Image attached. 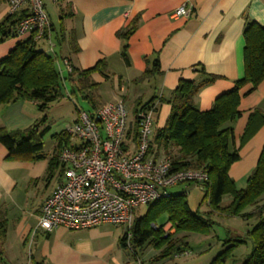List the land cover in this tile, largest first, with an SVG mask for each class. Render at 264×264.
I'll use <instances>...</instances> for the list:
<instances>
[{
  "label": "crops",
  "instance_id": "0c3cea01",
  "mask_svg": "<svg viewBox=\"0 0 264 264\" xmlns=\"http://www.w3.org/2000/svg\"><path fill=\"white\" fill-rule=\"evenodd\" d=\"M61 1L67 4L69 10L64 16L70 22L69 27H64L66 40L61 45L56 40L64 52L63 62L70 57L71 67L88 70L105 60L109 78L106 80L95 73L91 79L103 86L113 78L118 99L142 97L148 100L144 95L147 91L137 93L142 91V83L135 85L133 81L156 57L160 71L144 81L147 84L144 89L151 93L149 99L153 96L163 100L171 98L181 79L202 82L204 70L217 79L196 95L195 103L200 111L211 109L216 98L230 91L244 76L246 22L254 21L264 27V0H58ZM182 6L189 12L176 15ZM7 15V3L0 0V22ZM137 17L138 27L128 41L129 64H126L121 56L124 42L117 33ZM71 34L74 46L69 41ZM25 39L16 37L0 43V60ZM75 45L78 52L72 51ZM60 65L56 64L58 70ZM117 66L120 71H115ZM64 83L66 85V81ZM250 89L251 85L242 89L241 115L232 124L233 148L239 150L240 160L231 166L229 176L240 188L246 186L264 147V126L241 144L250 115L256 109L264 112V81L255 90ZM157 104L156 124L162 128L171 106L166 101ZM32 121L25 111L24 101L0 106V126L8 130L25 129ZM7 156V149L0 143V210L8 219L3 264H131L120 250L115 252L112 246L103 247V237L109 234L102 230L105 224L90 230L58 228L51 233L35 232L42 206L59 182L53 188L46 184V193L38 202L40 194L21 192L17 181L21 175L41 178L47 170V160L17 162L8 161ZM250 208L252 212L254 207ZM134 258L144 263L138 255Z\"/></svg>",
  "mask_w": 264,
  "mask_h": 264
},
{
  "label": "trees",
  "instance_id": "16d2710c",
  "mask_svg": "<svg viewBox=\"0 0 264 264\" xmlns=\"http://www.w3.org/2000/svg\"><path fill=\"white\" fill-rule=\"evenodd\" d=\"M28 16L27 11L14 15H7L0 22V43L7 39L18 37L21 21ZM64 16V15H63ZM60 17L63 21L65 18ZM50 18V23L51 17ZM139 18H135L128 27L118 31L117 36L124 42L121 56L129 64L127 55L128 41L138 27ZM55 31L51 23V32ZM59 44L66 40L63 24L55 35ZM244 76L235 82L234 87L218 96L213 107L207 111H200L195 103V97L200 89L214 82L217 77L205 74V79L196 83L181 79L173 91L171 98L163 100L153 96L148 100L139 97L134 101L132 115L135 138L137 137L139 121L138 114L142 111L155 108L158 112L157 102L166 101L171 106L170 115L165 125L158 129L152 138L150 153L156 159L169 161L172 170H203L208 175V180L201 184L205 191V198L209 199V209L204 213L193 212L189 206L186 194H169L168 197L148 205V212L142 217L134 219L131 227V239L128 240L127 230L123 234L120 245L124 248L141 247L153 239L155 248L159 251V259L173 256L189 255V244L184 237H177L182 232L210 235L212 227L216 224L214 218L237 217L245 221L256 219L255 227L248 232L254 238V247L242 264H264V147L257 165L247 178L246 187L238 189L235 181L230 178L231 166L240 160L239 150L233 148L235 141L232 124L240 117L241 91L251 85L255 90L264 81V27L254 21H247L244 29ZM69 41L74 46V36L71 34ZM74 52H78L75 45ZM70 57L66 61L70 62ZM56 56L40 49L34 35L19 42L6 57L0 60V106L9 105L18 101L39 102L40 109L46 110L49 104L59 100L62 93V78L56 67ZM160 71L159 59L156 57L152 64L136 78L133 83L141 84L149 80ZM98 73L108 79L107 63L99 61L93 68L80 70L73 68L65 75V81H70L83 94L85 89L94 90L100 85L91 81L93 74ZM75 87V88H77ZM74 93V92H73ZM96 107L90 96L84 97ZM40 122L34 123L25 129L8 130L0 126V143L8 151L7 160H32L45 159L42 154L44 149L43 136L45 131H40ZM264 126V112L256 109L250 115L241 144L246 143L256 131ZM58 140L57 147L48 163L47 178L60 167L59 152L68 138L60 134L55 135ZM163 151V155L161 153ZM62 173V168H61ZM229 195L231 202L222 206L224 196ZM250 207H256L252 212H246ZM167 215L168 223L175 229V234L163 235L162 228L157 221ZM152 224L159 226L153 229ZM8 219L0 210V263L3 262V246L7 238ZM49 236V235H48ZM129 241V242H128ZM246 243L243 238H226L222 240L223 250L211 261L210 264H227L232 259L237 247Z\"/></svg>",
  "mask_w": 264,
  "mask_h": 264
},
{
  "label": "built area",
  "instance_id": "2783aa9c",
  "mask_svg": "<svg viewBox=\"0 0 264 264\" xmlns=\"http://www.w3.org/2000/svg\"><path fill=\"white\" fill-rule=\"evenodd\" d=\"M5 1L8 15L27 11L28 16L19 24V37L34 35L37 42L47 45L46 53L52 55L56 46L44 0ZM188 12L182 6L176 15ZM64 65V70H58L63 83L64 73L72 70L68 61ZM131 114L123 99L93 112L78 110L76 121L62 132L68 138L59 152L62 178L45 200L35 232L51 233L58 228L81 231L112 224L125 226L129 240L137 209L168 197L175 186L201 187L208 180L203 170H172L169 161L156 159L150 153L154 107L138 114L136 138ZM152 227L159 229L156 224ZM163 229L167 231V226Z\"/></svg>",
  "mask_w": 264,
  "mask_h": 264
},
{
  "label": "rangeland",
  "instance_id": "374dc122",
  "mask_svg": "<svg viewBox=\"0 0 264 264\" xmlns=\"http://www.w3.org/2000/svg\"><path fill=\"white\" fill-rule=\"evenodd\" d=\"M44 3L46 5V12L51 17L52 24L55 28L54 34L60 31L62 24L66 28L70 26V22H68V20H66V17L63 16L69 10L67 8V4L64 1L53 3L51 0H44ZM62 16L65 18L63 21L60 19V17ZM17 35L19 37V34ZM53 43L56 46V53L52 52V55H54V53L55 56L57 55L58 59L56 60V64L58 65L59 63H61L62 65H60V67L64 70L65 65L62 59V56H64V52L61 49V46L57 44L54 37ZM38 45L40 49L44 51L47 48V45H44L43 41L38 42ZM60 67L59 69H61ZM115 69V71H120V68L118 66L115 67ZM64 74L66 75V72ZM91 81L93 80L91 79ZM75 84L76 86L73 85L70 81L66 80V85L65 83L62 84V97L56 102L49 104L47 109L44 111L40 109L39 102L30 100L24 101L25 111L27 112L28 116L33 120L32 124L28 127L32 126L36 122H40V131L46 130L45 135L43 136L44 149L42 152V154L45 156V159H41L39 161L17 159L14 161L36 163L47 160V162L49 163V160L53 156L57 147L58 140L55 138V135L60 134L66 129L67 125L72 124L76 121L79 109H83L89 112L95 111L93 108V104L90 102V100L85 99V96H90L93 99L92 102L94 103V105L99 108L100 106H103L109 101L112 102L118 99L116 98V95L119 92L114 88L115 82L113 78L111 80H108L107 83H104L103 86H101L100 84L97 89H85L83 91V94L80 93V91L78 90L77 81ZM146 86L147 84L143 82L142 86H140L142 87V91H138L137 93L143 94L145 93V91H147L144 95L146 98L149 99L151 93L148 92L147 89H144V87L147 88ZM70 93L72 94L70 95ZM131 94L132 96L135 95V93L133 92H131ZM123 99L126 101L130 112H132V107L136 97L135 99H132L130 97H125ZM158 129L160 128L156 124L155 116L154 124L152 127V135H154ZM161 153L163 155L164 152L161 151ZM47 171L48 166L45 174L41 178L37 179H29L28 175L24 177L23 175H21V177L17 181L19 190H22L21 192L23 193H25V191H28L31 193V195H33V192H38L40 194V196L38 197L39 202L43 194L46 193V184L49 183L48 185H50V188H53L58 184V182H60L62 178L60 167L53 173V176L50 179L47 178ZM27 188L32 189L31 191H29L27 190ZM237 188L242 189L239 186H237ZM170 193L172 195L183 193L186 194L189 206L193 212L199 211L200 213H204L209 209V199L205 198V191L196 184H181L175 186L170 189ZM261 200L262 201L259 205L262 204L264 196ZM230 202L231 197L229 195H226L223 198L222 206H227L230 204ZM250 209L246 211L250 212ZM255 209L256 207H254L252 210L254 211ZM147 212L148 206L140 207L134 212V219L146 215ZM214 220L216 221V224L212 227L210 235H202L189 232H182L178 235H174L175 229L172 228L170 230V227L172 225H170V223L166 224L168 222L167 215H163L162 218L157 221V224L159 226H162L164 224H166L167 226V231L162 228L163 235L169 233L171 235H174V237L177 236L185 238V241L189 244V248L187 251L189 253L188 256H173L159 259V251L155 248L153 239H150L141 247H134V250L131 247L124 248L120 245V237L122 233L126 231V227L123 225H103L102 230L109 232V234L103 237L104 239L102 240V244L103 247L112 246L115 252L120 250L121 254H124V256L129 259L131 264H140L138 260L135 261V255H138V257L144 261L143 264H210L211 261L223 250L222 240L228 237H240L242 239L244 238L246 243L240 245L235 249L232 259H230L227 264H242L254 247V238H252L251 235L249 236L248 232L255 227V224L257 222L256 219H250L248 221H245L237 217L216 216Z\"/></svg>",
  "mask_w": 264,
  "mask_h": 264
}]
</instances>
